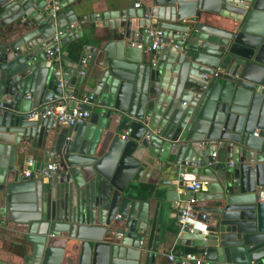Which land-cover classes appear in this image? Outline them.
Returning <instances> with one entry per match:
<instances>
[{
  "label": "water",
  "instance_id": "95a60500",
  "mask_svg": "<svg viewBox=\"0 0 264 264\" xmlns=\"http://www.w3.org/2000/svg\"><path fill=\"white\" fill-rule=\"evenodd\" d=\"M79 22L100 25L92 45L52 51L84 37ZM149 26L159 50L134 43ZM63 94L69 108L90 95L89 118H29ZM164 171L162 197L142 196ZM189 202L206 232L178 228L176 243L200 264H264V0H0V235L17 264H179L154 232Z\"/></svg>",
  "mask_w": 264,
  "mask_h": 264
},
{
  "label": "built area",
  "instance_id": "2783aa9c",
  "mask_svg": "<svg viewBox=\"0 0 264 264\" xmlns=\"http://www.w3.org/2000/svg\"><path fill=\"white\" fill-rule=\"evenodd\" d=\"M50 1L53 10H57L58 0ZM133 6L134 8H137L139 6V3H134ZM143 33L147 35L148 41L144 44L137 43L136 46L138 48H141L145 51H149L150 49L159 50L166 45V43L163 41L160 30H158L157 28L150 26L145 27L143 29ZM52 42V51H58V39L56 36H53ZM52 51L50 49H47V55L51 54ZM81 62H83V60H81ZM221 73H223L222 70L216 69L213 70L211 76L216 77L219 76ZM202 77H206V75L202 74ZM90 98V95H84L82 97H79L75 99L73 106L69 108L71 97L63 94L56 101H50L49 103H46L42 106L30 109L28 111V116L29 118H35L36 116H52L58 125L73 126L88 119L89 111L85 108V105L88 103V100ZM125 135H127V131H123L120 137L123 138V136ZM212 145L216 146L215 143H212ZM215 156L216 151L214 148V150L210 152V157L214 158ZM29 163L30 161H28L27 164ZM57 167L58 165L57 161L55 160L54 154L50 152L46 164L43 165L40 169H38L34 173V176L36 178L46 180L51 176L52 173L56 171ZM22 173L24 176H27L28 170L23 169ZM204 184H206V181L190 180L185 182V186L192 191H196L200 188L201 185ZM192 207L193 206L191 202H189L185 209L181 211L179 218L176 220V224L179 230L205 233L206 224L204 221H202L203 216H201V219H197L194 215H191ZM167 258L170 261L177 259L179 264H200L202 261V255L193 252H184L179 255L168 254Z\"/></svg>",
  "mask_w": 264,
  "mask_h": 264
},
{
  "label": "crops",
  "instance_id": "0c3cea01",
  "mask_svg": "<svg viewBox=\"0 0 264 264\" xmlns=\"http://www.w3.org/2000/svg\"><path fill=\"white\" fill-rule=\"evenodd\" d=\"M106 1L108 2L122 1L124 5H126L127 7H133V8H134L133 6L134 3H139V6L137 7L139 8L141 7L144 0H106ZM79 23L82 24V31L84 37L78 38L74 36V41H75L74 43L68 42L64 45H61L60 40H58V51H69V53L67 54L69 57H71L73 54V53L71 54L70 51L72 50L77 51L78 53L77 55H79L81 51H84L83 46L92 45V41L89 40V38L84 34L87 32L86 27H92V28L100 27L99 24H93L88 22H79ZM141 32L143 33V29L141 30ZM133 39L136 40L134 41L135 44L137 43L144 44L148 41V38L146 36H142L141 39H138L136 36H133ZM73 44L76 45L75 49L71 47ZM58 126L61 129L67 128V126H62V125H58ZM216 155L220 156L218 151H216ZM37 158H40V156H38ZM153 176L155 177L154 179H150L147 182L137 183L136 185H138L139 192L142 196L144 195V197L148 199L158 200L160 199V197H162L163 190L167 188L166 185L159 183L158 180L172 179L176 175L174 174L173 176V171L171 172L164 171L160 174L153 172ZM42 181H45V179H42ZM162 215L163 216L161 218H158V221L156 223V227L158 228V231L154 232V238L158 239L159 249L166 250V253L161 255V260L170 261L167 258L168 254L179 255L186 252L187 250L189 251L191 248L176 243L175 234L178 229V226L176 224V218L173 217L174 215L173 212H168L167 210H164ZM16 251H17L16 248L12 246V244H10V241H8L7 237L0 235V261L4 260L6 261V264H17L18 259L16 257ZM174 264L176 263L174 262Z\"/></svg>",
  "mask_w": 264,
  "mask_h": 264
}]
</instances>
